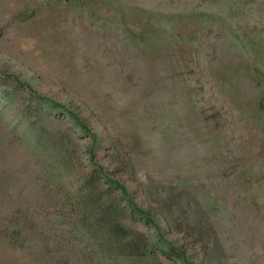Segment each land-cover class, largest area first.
I'll use <instances>...</instances> for the list:
<instances>
[{"label":"rangeland","instance_id":"1","mask_svg":"<svg viewBox=\"0 0 264 264\" xmlns=\"http://www.w3.org/2000/svg\"><path fill=\"white\" fill-rule=\"evenodd\" d=\"M0 264H264V0H0Z\"/></svg>","mask_w":264,"mask_h":264}]
</instances>
